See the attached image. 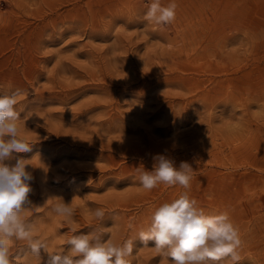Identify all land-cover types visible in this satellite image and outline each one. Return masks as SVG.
<instances>
[{
  "label": "rangeland",
  "instance_id": "obj_1",
  "mask_svg": "<svg viewBox=\"0 0 264 264\" xmlns=\"http://www.w3.org/2000/svg\"><path fill=\"white\" fill-rule=\"evenodd\" d=\"M174 2L175 20L156 25L152 0H0V95L21 90L18 135L32 145L6 163H27L20 215L46 245L13 240L11 264H47L92 232L132 240L129 264H171L139 233L184 192L228 214L238 264H264V0ZM158 154L191 165L188 189L140 185ZM62 203L71 216L53 211Z\"/></svg>",
  "mask_w": 264,
  "mask_h": 264
},
{
  "label": "clouds",
  "instance_id": "obj_2",
  "mask_svg": "<svg viewBox=\"0 0 264 264\" xmlns=\"http://www.w3.org/2000/svg\"><path fill=\"white\" fill-rule=\"evenodd\" d=\"M177 5L170 2L162 5L161 0H152L144 19L156 25H167L175 20ZM21 90L0 95V264H11L10 244L13 240H27L33 254L39 255L46 245L31 236V226L21 218V212L31 206L28 199L32 192L30 172L26 171L24 159H16L14 165L6 163L14 153L30 152L32 145L18 135L20 120L15 110L22 97ZM152 171L138 168L140 185L151 191L159 184L190 187L193 169L188 162L177 168L164 155L153 157ZM70 204H58L53 211L59 215H72ZM104 211L96 209L97 220L104 218ZM103 233L92 232L73 236L67 241L70 253H49L47 264H129L126 259L132 254L133 241L120 245L101 239ZM139 240L147 246L154 242L158 252L171 260V264H219L229 258L238 264V249L241 238L238 228L227 213L205 215L197 207L195 199L187 192L170 203L159 206L151 217L147 231L139 233Z\"/></svg>",
  "mask_w": 264,
  "mask_h": 264
}]
</instances>
